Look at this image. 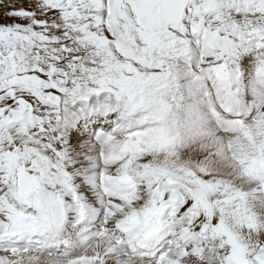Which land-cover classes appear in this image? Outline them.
<instances>
[{"label": "snow or ice", "instance_id": "6c2138e0", "mask_svg": "<svg viewBox=\"0 0 264 264\" xmlns=\"http://www.w3.org/2000/svg\"><path fill=\"white\" fill-rule=\"evenodd\" d=\"M0 264H264V0H0Z\"/></svg>", "mask_w": 264, "mask_h": 264}]
</instances>
